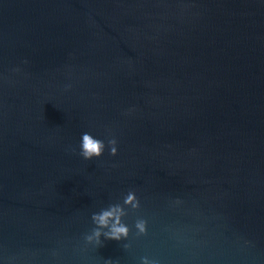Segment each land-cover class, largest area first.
I'll list each match as a JSON object with an SVG mask.
<instances>
[{"label":"water","instance_id":"water-1","mask_svg":"<svg viewBox=\"0 0 264 264\" xmlns=\"http://www.w3.org/2000/svg\"><path fill=\"white\" fill-rule=\"evenodd\" d=\"M129 191L127 239L86 245ZM142 256L264 264V2L0 0V264Z\"/></svg>","mask_w":264,"mask_h":264},{"label":"clouds","instance_id":"clouds-1","mask_svg":"<svg viewBox=\"0 0 264 264\" xmlns=\"http://www.w3.org/2000/svg\"><path fill=\"white\" fill-rule=\"evenodd\" d=\"M262 2H264V0H262ZM65 87H70V84L65 85ZM116 143L115 138H109L107 140L108 152L112 155L116 154ZM78 147V155L81 158L84 160H92L101 156L105 150L106 144L104 140L94 137L88 132H82ZM69 150H72L71 146H69ZM125 206H130L131 208L138 207L135 194L131 191L124 195L122 202L109 203L107 206L91 212L90 220L92 227L88 232L83 234V242L86 245L97 248L98 246H102L103 240H126L129 228L122 219L125 215ZM135 228L138 232L143 233L145 231L144 221L138 220L135 223ZM127 246V243L123 245L125 248ZM102 264H116V261L111 258L103 259ZM139 264H157V262L147 256H142L140 257Z\"/></svg>","mask_w":264,"mask_h":264}]
</instances>
